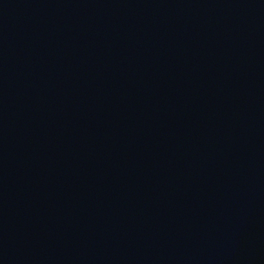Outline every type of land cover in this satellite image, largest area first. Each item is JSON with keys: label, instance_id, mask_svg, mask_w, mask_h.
<instances>
[{"label": "water", "instance_id": "obj_1", "mask_svg": "<svg viewBox=\"0 0 264 264\" xmlns=\"http://www.w3.org/2000/svg\"><path fill=\"white\" fill-rule=\"evenodd\" d=\"M0 264H264V0H0Z\"/></svg>", "mask_w": 264, "mask_h": 264}]
</instances>
